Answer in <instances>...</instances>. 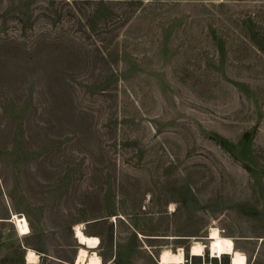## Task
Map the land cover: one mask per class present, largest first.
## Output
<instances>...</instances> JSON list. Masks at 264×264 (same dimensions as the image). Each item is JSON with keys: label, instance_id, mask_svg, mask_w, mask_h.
<instances>
[{"label": "rangeland", "instance_id": "rangeland-1", "mask_svg": "<svg viewBox=\"0 0 264 264\" xmlns=\"http://www.w3.org/2000/svg\"><path fill=\"white\" fill-rule=\"evenodd\" d=\"M81 223L102 264H221L212 227L264 264V0H0V264Z\"/></svg>", "mask_w": 264, "mask_h": 264}, {"label": "clouds", "instance_id": "clouds-1", "mask_svg": "<svg viewBox=\"0 0 264 264\" xmlns=\"http://www.w3.org/2000/svg\"><path fill=\"white\" fill-rule=\"evenodd\" d=\"M85 227L83 223L79 225L73 226V231L75 236L79 239L81 243H87L89 245H97L99 243V237L95 238H87L83 235L82 229ZM30 230L27 229L25 232H29ZM215 233V235H214ZM219 229H216L212 232V237L216 240L215 243L211 244V257L218 259L221 261L222 264V256L227 254L231 257L230 264H247V255L245 253L234 251V241L230 238H223L220 239L218 236ZM34 251V250H33ZM33 251H27L25 260L26 264H29V259L33 254ZM192 255H200L203 256V248L201 246H196L191 250ZM81 257L85 256L84 250L81 249L80 254ZM183 249H178V255L175 257L176 264H183ZM102 257H99L97 253L93 252L89 264H102ZM77 264H81V260L78 259ZM163 264H168V261L165 260Z\"/></svg>", "mask_w": 264, "mask_h": 264}, {"label": "bare ground", "instance_id": "bare-ground-1", "mask_svg": "<svg viewBox=\"0 0 264 264\" xmlns=\"http://www.w3.org/2000/svg\"><path fill=\"white\" fill-rule=\"evenodd\" d=\"M12 221L14 222V224H15V226H16V228H17V231H18L20 234L25 235V234H28V233L31 232V227H30L29 221H28V219H27V217H26L25 215H20V214H17V213H15V212H13ZM77 225H79V224H77ZM25 227H26L27 229H29L30 231H29V232H25V231H23V229H24ZM216 229H219L218 236H219L220 239H223V238H230V239H232V240L234 241V239H233L232 237H229V236H226L225 234H223L220 228H218V227H212L211 230H210V232H209V234H208V236H207L206 238H204V239L202 238L203 240L200 239V238H197V240H195V241L192 243V245H191V247H190V253H191V250H192L194 247L198 246V245L201 246V247L203 248V255L207 254V253H206L207 250L209 251V253H211V244H213V243L216 242V240L212 237V232L215 231ZM81 231H82L83 235H84L85 237H87V238H95V237H98V236H96V235H89V234H87L83 229H82ZM75 237H76V236H75ZM76 239L78 240V242H79L80 244L83 245V246L80 247V249H79V251H78V253H77V261H78V259H80V260H81V264H89V261H90L91 256H92V254L90 253V250H89V249H97V248H99V247H100V244H101V240H100V238H99V243H98L97 245H89V244H87V243H81L77 237H76ZM235 240H236V239H235ZM234 244H235L234 251H239V252L245 253V252L241 251V250L237 247L235 241H234ZM181 248H182V247H181ZM81 249H83V250H84V253L86 254V255L83 256V257H81V256L79 255ZM179 249H180V248H179ZM182 249H183V257H182V259H183V262H184V261H185V257H186V256H185V249H184V248H182ZM28 251H33V249H28ZM92 253H93V252H92ZM95 253H97V251H96ZM97 254H98V253H97ZM245 254H246V253H245ZM177 255H178V250H177V251H174L173 249H172V250H171V249H164L163 251H161V253H160V255H159V261H160L161 264H163V262H164L165 260L168 261V264H170V263L176 264V259H175V257H176ZM210 255H211V254H210ZM210 255H209V256H210ZM225 255H227V254H224L223 256H225ZM246 255H247V254H246ZM98 256H99V255H98ZM194 256H199V255H194ZM223 256H222V257H223ZM227 256H229V255H227ZM99 257H100V256H99ZM38 258H39V255H38V253L34 250V251H33V254L31 255V257H30V259H29V263H30V262H36V261L38 260ZM39 259H40V258H39ZM230 259H231V257H230ZM247 264H248V256H247Z\"/></svg>", "mask_w": 264, "mask_h": 264}, {"label": "snow or ice", "instance_id": "snow-or-ice-1", "mask_svg": "<svg viewBox=\"0 0 264 264\" xmlns=\"http://www.w3.org/2000/svg\"><path fill=\"white\" fill-rule=\"evenodd\" d=\"M23 231H27V228L25 227V228L23 229ZM214 235H215V233H214Z\"/></svg>", "mask_w": 264, "mask_h": 264}]
</instances>
